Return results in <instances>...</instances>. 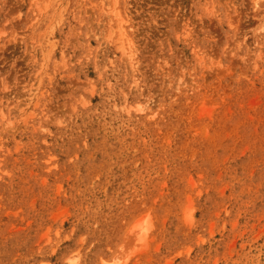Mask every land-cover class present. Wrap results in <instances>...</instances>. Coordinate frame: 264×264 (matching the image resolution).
I'll return each mask as SVG.
<instances>
[{"label":"rangeland","instance_id":"obj_1","mask_svg":"<svg viewBox=\"0 0 264 264\" xmlns=\"http://www.w3.org/2000/svg\"><path fill=\"white\" fill-rule=\"evenodd\" d=\"M0 264H264V0H0Z\"/></svg>","mask_w":264,"mask_h":264},{"label":"bare ground","instance_id":"obj_2","mask_svg":"<svg viewBox=\"0 0 264 264\" xmlns=\"http://www.w3.org/2000/svg\"><path fill=\"white\" fill-rule=\"evenodd\" d=\"M147 108L148 107L146 105H141L138 108V110L140 112H143ZM147 231H148V226H140V225L136 226V228L133 231V233L135 234L136 241H141L142 242L144 240V238H145V235H146Z\"/></svg>","mask_w":264,"mask_h":264}]
</instances>
